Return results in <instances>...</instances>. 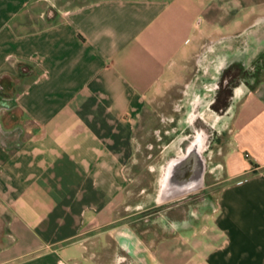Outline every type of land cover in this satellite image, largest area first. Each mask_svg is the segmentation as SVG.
Segmentation results:
<instances>
[{
	"label": "crops",
	"instance_id": "1",
	"mask_svg": "<svg viewBox=\"0 0 264 264\" xmlns=\"http://www.w3.org/2000/svg\"><path fill=\"white\" fill-rule=\"evenodd\" d=\"M50 6L0 0V199L12 208L0 264H104L115 245L134 264H147V253L155 264H264L259 73L231 94L222 175L206 182V135L192 147L198 128L166 160L145 206L160 215L154 236L132 243L128 195L148 91L188 35L194 43L198 33L236 25L242 12L264 17V0H101L46 12ZM248 44L264 50L263 24L236 49ZM233 61L249 65L241 55Z\"/></svg>",
	"mask_w": 264,
	"mask_h": 264
},
{
	"label": "rangeland",
	"instance_id": "2",
	"mask_svg": "<svg viewBox=\"0 0 264 264\" xmlns=\"http://www.w3.org/2000/svg\"><path fill=\"white\" fill-rule=\"evenodd\" d=\"M96 1L101 0H52V6L46 12L59 4L75 7ZM260 12L247 15L242 12L241 16H237L239 22L236 25L211 34L198 33L194 43L192 35H188L186 45L176 56L175 63L148 91L146 109L135 131L137 150L130 163L128 195L132 243L134 239L139 241L140 233L148 232L149 235L145 234L148 238L154 236L155 217L160 215H156L154 207L145 209V206L153 201L166 160L171 155L180 154L198 128L206 135V182L223 174L221 161L227 150L225 143L232 134L230 125L235 109L231 94L239 84L254 85L256 77L251 76L253 73H259V78L264 77V50L258 53L250 44L242 51L236 49L239 41L250 42L254 33L264 25V17H257ZM194 20L198 27L205 26L203 17L197 16ZM212 29L215 28L211 26L209 30ZM235 32L240 33L235 35ZM240 55L249 64L247 67L234 64L233 59ZM230 59L233 62L228 65ZM11 209L6 201L0 199L2 249L8 247L12 239L9 225ZM115 229L116 233L117 230L120 234L124 232L122 227ZM114 249L112 262L107 259L104 264H134L132 258L126 257L129 254L122 247L115 245ZM145 260L147 264H155L149 253ZM59 264L68 263L63 261Z\"/></svg>",
	"mask_w": 264,
	"mask_h": 264
},
{
	"label": "flooded vegetation",
	"instance_id": "3",
	"mask_svg": "<svg viewBox=\"0 0 264 264\" xmlns=\"http://www.w3.org/2000/svg\"><path fill=\"white\" fill-rule=\"evenodd\" d=\"M203 138H204V134H203V132H200L196 136L195 140L193 141L192 147H194V148L197 147L200 144V142L202 141Z\"/></svg>",
	"mask_w": 264,
	"mask_h": 264
}]
</instances>
